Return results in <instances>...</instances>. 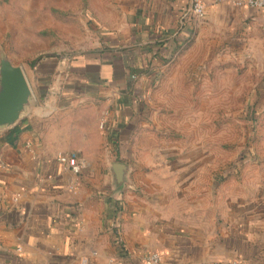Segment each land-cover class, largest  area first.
Returning a JSON list of instances; mask_svg holds the SVG:
<instances>
[{
	"label": "crops",
	"instance_id": "obj_1",
	"mask_svg": "<svg viewBox=\"0 0 264 264\" xmlns=\"http://www.w3.org/2000/svg\"><path fill=\"white\" fill-rule=\"evenodd\" d=\"M203 1L197 19L193 0H129L127 21L113 29L124 39L117 57L78 50L30 66L49 110L0 135V264H147L153 251L160 264H264V175L229 177L230 186L213 178L206 188L205 164H191L189 148L157 159L154 146L140 160V127L120 101L141 96L131 87L151 84L149 72L192 39L264 33V6ZM102 71L110 74L91 75ZM74 149L90 169L64 168L58 154ZM112 162L130 166L120 188Z\"/></svg>",
	"mask_w": 264,
	"mask_h": 264
},
{
	"label": "rangeland",
	"instance_id": "obj_2",
	"mask_svg": "<svg viewBox=\"0 0 264 264\" xmlns=\"http://www.w3.org/2000/svg\"><path fill=\"white\" fill-rule=\"evenodd\" d=\"M129 0H0V46L30 77L31 60L96 50L102 31L127 21ZM68 62V60H67ZM65 62V63H67ZM32 81V80H31ZM264 33L221 34L190 41L144 88L134 110L141 131L138 158L180 156L203 162L205 186L213 178L264 175ZM164 150V151H163ZM232 186V184H231ZM233 187V186H232Z\"/></svg>",
	"mask_w": 264,
	"mask_h": 264
},
{
	"label": "water",
	"instance_id": "obj_3",
	"mask_svg": "<svg viewBox=\"0 0 264 264\" xmlns=\"http://www.w3.org/2000/svg\"><path fill=\"white\" fill-rule=\"evenodd\" d=\"M23 63L15 62L8 51L0 46V135L19 126L32 113H45ZM117 187L125 182L130 166L112 162Z\"/></svg>",
	"mask_w": 264,
	"mask_h": 264
},
{
	"label": "trees",
	"instance_id": "obj_4",
	"mask_svg": "<svg viewBox=\"0 0 264 264\" xmlns=\"http://www.w3.org/2000/svg\"><path fill=\"white\" fill-rule=\"evenodd\" d=\"M102 31V39H101V43L102 45L99 47L98 50H102L103 52H106L105 56H108V57H117L116 55V52L118 49H121V45L124 43V39H122V37L118 34L117 31H114L113 29H109V30H101ZM191 34H189L190 36ZM173 54L166 57L165 59L166 60H170L172 58ZM46 57V59H54L56 58V60L61 61V56L60 55H56V54H48V55H42V56H38L36 58H34L33 60H31V65H35L40 59ZM94 60V59H93ZM96 61V60H94ZM130 68L131 66L129 65L126 70H127V77H130ZM110 74L109 73H104L103 71L102 72H97V73H91V75L93 77H96V78H104V77H107L108 75ZM115 74V72H114ZM160 75V70H152L149 72V76L148 78H150L152 81H155ZM132 79V78H131ZM264 82V81H263ZM136 85L132 86L131 89H132V93L135 92V91H139L141 93V96L142 94H144V88L143 87H140L139 89H137V87H135ZM264 86V85H263ZM135 98L132 97L131 99H128V103L127 102H124L123 101V94H121V99L120 101L124 103L125 107L123 108L124 111H127V113H129V118L128 119H132V122L134 120L137 121V118H135L137 116V114H139L141 112V115H142V111H138V110H134V107L136 106V104L141 100L142 101V98L141 96H137L138 93H135ZM137 102V103H136ZM129 111V112H128ZM130 111L133 112L132 116L130 114ZM136 121L134 122L136 124ZM130 133V132H129Z\"/></svg>",
	"mask_w": 264,
	"mask_h": 264
},
{
	"label": "built area",
	"instance_id": "obj_5",
	"mask_svg": "<svg viewBox=\"0 0 264 264\" xmlns=\"http://www.w3.org/2000/svg\"><path fill=\"white\" fill-rule=\"evenodd\" d=\"M253 7L264 6V0H247ZM206 14V5L203 0H193L191 5V16L197 19H202ZM58 159L63 163L64 168L72 173H80L84 170L90 169L92 164L88 158L78 149L68 150L58 154ZM18 200V196H14ZM27 200L22 198V203ZM161 254L159 251H153L146 260L147 264H160ZM249 264V263H241Z\"/></svg>",
	"mask_w": 264,
	"mask_h": 264
}]
</instances>
